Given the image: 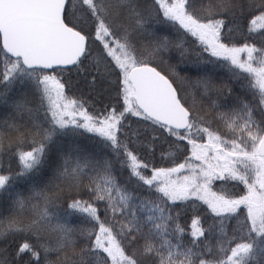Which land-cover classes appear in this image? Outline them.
I'll use <instances>...</instances> for the list:
<instances>
[{"label":"snow or ice","instance_id":"6c2138e0","mask_svg":"<svg viewBox=\"0 0 264 264\" xmlns=\"http://www.w3.org/2000/svg\"><path fill=\"white\" fill-rule=\"evenodd\" d=\"M0 264H264V0H0Z\"/></svg>","mask_w":264,"mask_h":264}]
</instances>
